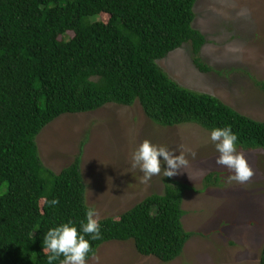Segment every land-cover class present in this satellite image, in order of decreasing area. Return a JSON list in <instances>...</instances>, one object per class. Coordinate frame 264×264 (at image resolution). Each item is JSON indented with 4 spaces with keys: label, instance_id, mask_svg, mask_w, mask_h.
<instances>
[{
    "label": "trees",
    "instance_id": "obj_1",
    "mask_svg": "<svg viewBox=\"0 0 264 264\" xmlns=\"http://www.w3.org/2000/svg\"><path fill=\"white\" fill-rule=\"evenodd\" d=\"M196 3L0 0V264H47L44 234L68 220L79 226L91 207L82 172L84 143L60 172L39 152L37 136L65 113L139 101L160 125L195 123L210 131L230 125L239 147L264 149V121L181 85L158 63L191 43L198 69L216 72L202 54L208 38L194 26ZM256 83L264 88V81ZM220 175L207 174L205 187L221 185ZM189 188L170 177L163 193L119 217L101 219L103 238L92 241L94 255L105 242L132 239L139 253L163 262L181 256L195 234L183 223ZM53 198L60 203L50 207Z\"/></svg>",
    "mask_w": 264,
    "mask_h": 264
},
{
    "label": "rangeland",
    "instance_id": "obj_2",
    "mask_svg": "<svg viewBox=\"0 0 264 264\" xmlns=\"http://www.w3.org/2000/svg\"><path fill=\"white\" fill-rule=\"evenodd\" d=\"M195 12L194 26L208 38L203 57L216 72L198 69L191 43L159 59V65L181 85L218 96L241 113L264 121V88L256 83L264 81V0H197ZM210 133L195 123L160 125L145 114L139 101L68 112L40 132L41 158L56 172L73 162L84 143L87 203L98 210L100 220L119 217L147 196L164 192L170 177H164L163 169L145 183L143 173L132 167L133 153L145 139L175 149L177 155L188 149L196 154L187 153V168L171 177L190 186L184 195L183 223L195 234L183 254L163 262L139 253L132 239L111 240L100 245L88 264H260L264 149L238 146L254 172L242 185L230 179L234 173L216 164L219 153ZM211 172H220L221 185L205 187L204 178Z\"/></svg>",
    "mask_w": 264,
    "mask_h": 264
},
{
    "label": "clouds",
    "instance_id": "obj_3",
    "mask_svg": "<svg viewBox=\"0 0 264 264\" xmlns=\"http://www.w3.org/2000/svg\"><path fill=\"white\" fill-rule=\"evenodd\" d=\"M210 141L219 153L216 164L234 173L231 180L242 185L251 180L254 172L245 156L238 152L239 136L230 125L213 128ZM176 152L175 149L170 150L165 145L145 139L133 153L132 167L143 173L145 183L153 176L160 175L162 169L164 177L176 176L189 164L187 153L193 157L196 155L190 149L180 151L179 155ZM47 203L50 207H55L60 201L53 198ZM102 238L99 212L95 207H88L85 219L79 226L68 220L48 229L43 237V253L47 257V264H56L57 261L59 264H88L90 255H94L92 241Z\"/></svg>",
    "mask_w": 264,
    "mask_h": 264
}]
</instances>
